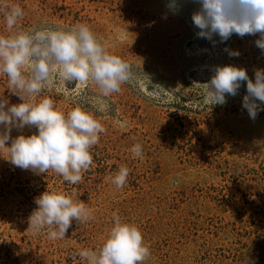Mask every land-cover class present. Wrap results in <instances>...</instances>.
Returning <instances> with one entry per match:
<instances>
[{
  "label": "rangeland",
  "instance_id": "obj_1",
  "mask_svg": "<svg viewBox=\"0 0 264 264\" xmlns=\"http://www.w3.org/2000/svg\"><path fill=\"white\" fill-rule=\"evenodd\" d=\"M168 3L0 0V35L10 34L6 5L17 4L24 16L11 34L87 24L132 72L131 80L106 98L94 84L74 82L36 97L37 103L51 98L65 114L77 106L91 112L105 132L90 149V170L76 185L53 170L41 174L16 167L0 151V264H88L79 252L102 247L114 214L141 231L150 251L142 264H264V111L253 120L242 107L246 85L224 105L212 106L205 92L211 67L234 64L254 79V70L264 69V53L254 36L234 34L213 46L196 35L191 0H182L176 12ZM225 47L239 56L230 57ZM77 87L81 93L72 94ZM0 97L9 106L22 102L5 74ZM99 100L107 103L106 111H97ZM37 131L13 128L11 138ZM137 143L141 157L131 151ZM120 166L129 175L117 188L112 178ZM45 191L84 202L91 218L74 220L63 239H49L47 228L33 232L29 217Z\"/></svg>",
  "mask_w": 264,
  "mask_h": 264
},
{
  "label": "clouds",
  "instance_id": "obj_2",
  "mask_svg": "<svg viewBox=\"0 0 264 264\" xmlns=\"http://www.w3.org/2000/svg\"><path fill=\"white\" fill-rule=\"evenodd\" d=\"M191 2L196 5L191 21L198 38L215 46L226 43L234 34L241 38L254 36L258 37L255 46L264 53V0ZM167 7L176 12L182 7V0H169ZM6 8L4 16L10 34L0 35V74L7 76L9 90L22 102L9 106L7 99L0 97L3 127L0 151L7 153L6 159L16 167L41 174L53 170L64 181L76 185L82 182V173L90 170L93 164L90 149L98 144L105 128L91 112L79 106L65 114L56 109L51 98L45 97L37 103L36 97L57 84L66 86L74 82L80 86L94 84L106 98L131 80V66L109 53L87 24H78L70 30L45 28L11 34L24 12L17 4ZM224 51L230 57L240 54L229 47ZM210 71L213 74L205 82V92L212 106L226 104L227 97L237 96L246 85L242 107L253 120L264 111V69H255L254 79L245 68L234 64L215 65ZM64 91L69 94L66 87ZM81 91L77 87L72 94L79 95ZM107 107L104 100L98 101L97 111L104 112ZM25 127H35L38 131L11 138L13 128ZM131 151L134 157L142 156L138 143ZM128 175L129 169L120 166L112 183L121 188ZM35 203L37 207L29 217V227L35 233L47 228L51 240L63 239L74 220L86 222L92 215L84 202H76L72 195L63 192L45 191ZM113 218L114 226L102 247L81 250L79 256L88 264H142L150 251L141 231L135 225L122 223L116 214Z\"/></svg>",
  "mask_w": 264,
  "mask_h": 264
}]
</instances>
